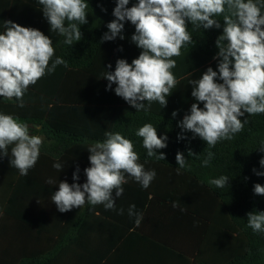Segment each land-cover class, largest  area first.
<instances>
[{
    "label": "trees",
    "instance_id": "obj_1",
    "mask_svg": "<svg viewBox=\"0 0 264 264\" xmlns=\"http://www.w3.org/2000/svg\"><path fill=\"white\" fill-rule=\"evenodd\" d=\"M112 2L107 11L115 19L112 13L116 0ZM136 3L138 0H130L128 7ZM42 7L38 0H0V34L7 20L36 28L52 39L55 49L52 59L59 56L67 61L68 67L59 65L54 73L30 85L23 98L24 108L17 106L19 101L15 98L0 97V113L19 117L29 125L30 134L44 138L40 155L63 164L59 181L86 182L84 169L90 167L87 149L93 142H102L105 131L120 132L132 140L139 162L157 175L147 189L129 178L123 185V195L116 198V211L105 210L103 205H85L70 212L54 213L48 219L34 215L26 221L25 230L32 233L29 242L18 239L10 243L9 227L0 224L2 251L15 246L17 253V257L2 253L0 264H264V233H254L248 228L246 215L251 211L264 212V196L253 191L256 183L264 186V176H256L252 171L253 168L264 171L259 165L264 157L259 150L264 141V114L248 117L245 114L241 119L247 118L249 122L243 131L212 149L199 137L192 138L190 132L184 133L187 139L177 140L181 133L179 122L190 112L192 103H196L189 80L199 79L209 66L217 70L213 57L218 52L215 41L222 34V27L194 30L188 22L195 44L182 48L180 57H173L177 67L171 71L179 84L167 97L166 107L154 102L151 111L145 113L136 112L116 96L115 84L106 90L108 81L102 78L106 70H115L117 59L131 63L140 54L141 49L131 42L135 26L124 22L123 40L117 37L101 43L108 30L98 28L69 46L58 33L50 32ZM219 19L222 21V17ZM199 106L203 108V103ZM173 111L177 112L175 118ZM145 123L156 127L158 136H168V146L160 150L166 156L165 161L149 158L142 138L135 135ZM189 149L199 158L188 156ZM177 151L183 152L191 165L190 171L182 169L179 175ZM208 151L214 153V158L208 167H202ZM9 160L10 155L0 157L1 174L18 171L10 166ZM77 166L80 178L73 181ZM221 175L229 178L228 187L220 189L208 184L209 179ZM5 181L9 186V176ZM33 183L34 180L32 186L36 187ZM173 202H178L179 207L173 208ZM132 204L144 215L140 227L134 231L131 229L135 227V217L128 216ZM11 207L9 197L5 215ZM121 208L123 215L117 214ZM181 208L186 211L181 212Z\"/></svg>",
    "mask_w": 264,
    "mask_h": 264
},
{
    "label": "clouds",
    "instance_id": "obj_2",
    "mask_svg": "<svg viewBox=\"0 0 264 264\" xmlns=\"http://www.w3.org/2000/svg\"><path fill=\"white\" fill-rule=\"evenodd\" d=\"M130 0H116L113 9L115 19L107 24L108 31L101 43L123 40L124 22L135 26L131 36L137 48L141 49L131 63L117 59L114 71H105L103 79L108 81L106 90L115 84V95L124 99L136 112L151 111L158 102L167 106V97L177 88L179 80L171 71L177 67L173 57L182 55V48L193 46L195 40L188 30V22L194 30L220 29L222 34L215 41L218 52L213 57L217 70L209 66L199 79L189 80L192 86L190 112L185 114L178 127L181 133L177 140L192 133L206 142L207 148H214L221 141H230L243 131L250 115L264 114V0H138L128 7ZM42 5L44 18L50 25V32L62 36L63 43L72 46L83 38L80 26L87 24L89 3L85 0H38ZM103 10V9H102ZM222 17L221 19H219ZM0 34V97L15 98L19 108H24V95L30 85H35L46 74L54 73L57 66L68 67L67 61L55 55L52 39L42 31L24 27L11 20L3 22ZM123 51L122 48L119 49ZM51 62V65H50ZM50 65V66H49ZM108 64L107 68L111 69ZM222 81V82H217ZM203 103V108L199 105ZM177 112H172L175 118ZM135 135L142 138V146L149 158L166 160L161 149L166 148L168 136H158L157 128L145 123ZM105 139L89 145L90 167L84 169L86 182L71 183L59 181L58 190L50 200L61 213L83 208L85 205H103L105 210L116 211V198L123 195V185L131 178L147 189L155 179V170H146L140 163L134 142L120 132L105 131ZM44 144L42 136L30 134L29 125L11 114L0 113V157L9 156V164L18 169L21 176H27L39 160ZM264 153V141L259 146ZM188 156L199 155L188 150ZM214 158L207 152L201 162L208 167ZM177 175L182 169L191 170L183 152L177 151ZM147 163V161H145ZM264 168V157L259 160ZM53 168L63 170V164L56 162ZM256 176L264 171L252 169ZM80 169L73 172V181L79 180ZM209 185L223 189L228 187L229 178L221 175L209 179ZM53 178L46 184L53 185ZM203 183V181H201ZM255 195L264 196V186L254 184ZM115 193V197L113 196ZM173 208L179 207L173 202ZM185 212V208L180 209ZM124 209H119L123 215ZM247 227L254 233H264V212L251 211L247 214ZM128 216L135 217V227H140L144 215L136 211L135 204L128 208Z\"/></svg>",
    "mask_w": 264,
    "mask_h": 264
},
{
    "label": "crops",
    "instance_id": "obj_3",
    "mask_svg": "<svg viewBox=\"0 0 264 264\" xmlns=\"http://www.w3.org/2000/svg\"><path fill=\"white\" fill-rule=\"evenodd\" d=\"M85 2L91 4L92 7L89 5V13L86 17L88 23L80 26L81 32L93 34L92 31H96L98 28L103 31L108 30L107 24L113 20L107 11L112 8V0H85ZM55 161H50L49 158L47 160L46 156L40 155L38 162L29 170L27 176H21L19 171L11 175L0 173V224L9 227L10 238L8 241L10 243L14 244L18 239L24 242L32 241L29 239L32 233H28L25 229L28 227L26 221L34 215H44L48 219L54 213L59 212L50 200L51 195L58 190L59 177L60 174H63L62 171L58 172L53 168ZM7 175L9 176V186L5 181L8 179ZM49 178H53L56 183L53 185L46 184V180ZM32 180H34L33 184L36 187L32 186ZM30 186L35 190L33 189L32 193L29 194ZM9 197L12 199V207L10 213L5 215L4 206ZM18 229H24V231ZM1 251L0 244V255L5 253L8 257H17L15 246L10 247L7 252Z\"/></svg>",
    "mask_w": 264,
    "mask_h": 264
},
{
    "label": "rangeland",
    "instance_id": "obj_4",
    "mask_svg": "<svg viewBox=\"0 0 264 264\" xmlns=\"http://www.w3.org/2000/svg\"><path fill=\"white\" fill-rule=\"evenodd\" d=\"M32 135H37V134H32ZM37 136H40V135H37ZM10 153H11V148H9V155H10Z\"/></svg>",
    "mask_w": 264,
    "mask_h": 264
}]
</instances>
